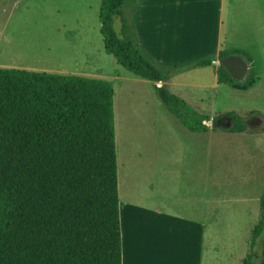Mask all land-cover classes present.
I'll use <instances>...</instances> for the list:
<instances>
[{
    "label": "trees",
    "instance_id": "obj_1",
    "mask_svg": "<svg viewBox=\"0 0 264 264\" xmlns=\"http://www.w3.org/2000/svg\"><path fill=\"white\" fill-rule=\"evenodd\" d=\"M125 1L101 0L104 51L133 76L163 82L162 72L129 36L120 11ZM115 16L121 21V36L112 25ZM230 53L240 54L221 51L218 60ZM216 73L219 83L242 91L257 81L253 68L243 82L233 81L222 67ZM156 90L167 110L191 132H207L206 123L214 125L222 117L198 113L164 86ZM224 117L230 119L228 132L247 130L235 113ZM0 264H121L110 82L0 68ZM241 264H264V192Z\"/></svg>",
    "mask_w": 264,
    "mask_h": 264
},
{
    "label": "crops",
    "instance_id": "obj_2",
    "mask_svg": "<svg viewBox=\"0 0 264 264\" xmlns=\"http://www.w3.org/2000/svg\"><path fill=\"white\" fill-rule=\"evenodd\" d=\"M170 1L172 8L155 10L166 21L165 26L146 21L145 13L151 19L154 11L148 14L139 10L143 17L140 23L136 18L133 22L126 20L135 47L164 76L163 82L157 84L138 79L154 84L156 110L164 118L162 124L173 134L177 147L176 151H166L161 146L155 173L146 178L137 192L125 195L123 201L119 199L121 264H241L258 215L260 196L224 195L227 186L252 189L253 182H244L247 178L242 174L229 171L217 174L213 180V147L216 141L221 150V145L228 143V136L247 139L248 132L255 134L253 138L259 143L264 142V125L252 129L241 117L247 125L243 133L212 131L214 125L208 124L211 120L206 123L207 132H191L167 110L156 87H166L202 114L199 105L203 104L201 97L206 92L214 93L221 85L242 91L219 83L216 73L219 53L237 50L257 78L245 91L260 93L264 82V0ZM191 4L201 6L203 24L181 27L183 19L195 16L196 10H189ZM243 54L252 61L248 62ZM202 61L211 64L200 65ZM195 68L210 70L209 79L196 75L198 81L194 82L181 76ZM252 112V123H264V114ZM263 165L260 163L258 169L262 174Z\"/></svg>",
    "mask_w": 264,
    "mask_h": 264
},
{
    "label": "rangeland",
    "instance_id": "obj_3",
    "mask_svg": "<svg viewBox=\"0 0 264 264\" xmlns=\"http://www.w3.org/2000/svg\"><path fill=\"white\" fill-rule=\"evenodd\" d=\"M100 7L101 0H0V68L76 75L110 82L114 91L118 196L123 201L125 195L137 192L146 178L155 173L157 155L163 150L161 146L166 151H176L177 144L173 134L162 124L164 118L156 110L154 84L141 82L104 51L99 22ZM188 7L191 12L196 10L195 16L193 19L186 17L179 26L187 28L192 24L202 25L201 6L191 4ZM169 8L172 5L168 0H126L120 11L128 22L136 18L137 23L143 18L139 10L147 11L148 14L154 11L151 19L146 13L144 18H147L148 23L162 27L167 23L157 16L155 10ZM112 25L116 34L121 36L118 16L113 17ZM196 75L199 79L208 80L210 70L195 68L181 76L196 82ZM201 98L203 104L200 103L199 108L202 114L211 119L222 116L214 124L218 130L226 132L231 126L229 117L223 118L226 113L245 117L252 129L264 125L263 121L258 122V125L251 122L254 115L252 111L264 114V82L260 93L258 90L233 91L221 85L216 92H206ZM253 135L248 132L247 139L243 136H228V143L221 145V150L214 141L211 165L213 180L217 174L229 171L242 174L243 178H247L243 179L244 182H253L252 189L227 186L225 196L255 194L261 198L264 192V174L258 171L260 163L264 164V142L262 140L259 143ZM164 138L170 142H163ZM254 248L260 257L259 241ZM247 251L248 243L246 254Z\"/></svg>",
    "mask_w": 264,
    "mask_h": 264
},
{
    "label": "water",
    "instance_id": "obj_4",
    "mask_svg": "<svg viewBox=\"0 0 264 264\" xmlns=\"http://www.w3.org/2000/svg\"><path fill=\"white\" fill-rule=\"evenodd\" d=\"M218 67H222L229 77L236 82L245 81L249 74V66L246 60L238 54L227 55L217 63ZM209 125H213L208 122Z\"/></svg>",
    "mask_w": 264,
    "mask_h": 264
}]
</instances>
